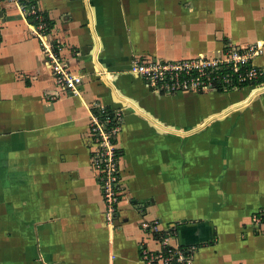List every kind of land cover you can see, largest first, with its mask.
I'll return each mask as SVG.
<instances>
[{"label":"crops","instance_id":"0c3cea01","mask_svg":"<svg viewBox=\"0 0 264 264\" xmlns=\"http://www.w3.org/2000/svg\"><path fill=\"white\" fill-rule=\"evenodd\" d=\"M34 3L83 79L79 96L60 90L38 38L0 0V264H144L141 248H160L145 221L193 246V264H264V222H253L264 212V0ZM227 43L261 46V89L163 95L128 71ZM99 107L122 111L112 211L91 161Z\"/></svg>","mask_w":264,"mask_h":264},{"label":"built area","instance_id":"2783aa9c","mask_svg":"<svg viewBox=\"0 0 264 264\" xmlns=\"http://www.w3.org/2000/svg\"><path fill=\"white\" fill-rule=\"evenodd\" d=\"M7 1L18 11L24 22V29L38 38L55 85L60 90L79 96L81 91L79 85L83 76L72 73L66 62L60 58L59 53L62 49L60 43L55 42L52 45L46 39L47 16L38 11L34 0ZM260 53V45L241 47L227 43L221 53L215 56L204 55L180 61L133 59L128 71L138 76L148 89L163 95L180 91L202 93L218 89L220 92H227L244 87L258 90L262 87L263 70L254 63V59ZM121 117V110L112 113L99 107L90 118L91 133L95 141L91 161L100 178L103 197L109 211L113 210L116 203L120 180L115 148L111 142L115 140L119 131ZM253 222L263 223L264 212L254 215ZM141 227L156 234L160 242L158 250L141 248L140 257L144 264H193L195 248L171 245L168 241L173 235L171 229L160 232L156 222L147 221L142 222Z\"/></svg>","mask_w":264,"mask_h":264},{"label":"trees","instance_id":"16d2710c","mask_svg":"<svg viewBox=\"0 0 264 264\" xmlns=\"http://www.w3.org/2000/svg\"><path fill=\"white\" fill-rule=\"evenodd\" d=\"M33 23H34V21H33ZM217 91H219L220 92V90L218 89ZM111 110L109 109V112H110Z\"/></svg>","mask_w":264,"mask_h":264},{"label":"water","instance_id":"95a60500","mask_svg":"<svg viewBox=\"0 0 264 264\" xmlns=\"http://www.w3.org/2000/svg\"><path fill=\"white\" fill-rule=\"evenodd\" d=\"M142 113V112H141ZM143 114H144V112H143ZM144 115H146V114H144Z\"/></svg>","mask_w":264,"mask_h":264}]
</instances>
